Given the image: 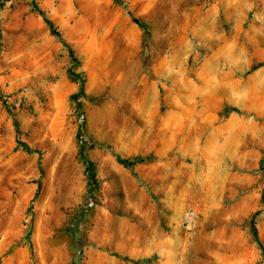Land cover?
<instances>
[{
    "label": "rangeland",
    "instance_id": "rangeland-1",
    "mask_svg": "<svg viewBox=\"0 0 264 264\" xmlns=\"http://www.w3.org/2000/svg\"><path fill=\"white\" fill-rule=\"evenodd\" d=\"M262 247L264 0H0V264Z\"/></svg>",
    "mask_w": 264,
    "mask_h": 264
},
{
    "label": "trees",
    "instance_id": "trees-1",
    "mask_svg": "<svg viewBox=\"0 0 264 264\" xmlns=\"http://www.w3.org/2000/svg\"><path fill=\"white\" fill-rule=\"evenodd\" d=\"M36 10H38V9H36ZM38 12L40 13L41 16H43V18L45 20V23L48 25V27L52 31L53 35L57 36L58 38H61L60 34L56 31V29L53 26L52 22L45 16V14L42 11H40V10H38ZM134 21L136 23H138V21H136L135 19H134ZM72 54H73V52H72ZM83 90H84V87L82 86L81 91H80L81 94L83 93ZM79 141H80V144H81L80 154H81V156H82V158L84 160V163L87 166V173H88V176H89V181L93 185V184H95V180H96L95 167H94V164L84 155V148H83L82 139L79 138ZM119 162L122 163V164H125V165L129 164L128 163L129 161H121L120 159H119ZM254 233H255V237L258 239L256 229H254ZM262 249H263V247H262Z\"/></svg>",
    "mask_w": 264,
    "mask_h": 264
}]
</instances>
